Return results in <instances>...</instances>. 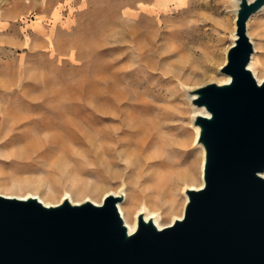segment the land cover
<instances>
[{
	"label": "rangeland",
	"instance_id": "374dc122",
	"mask_svg": "<svg viewBox=\"0 0 264 264\" xmlns=\"http://www.w3.org/2000/svg\"><path fill=\"white\" fill-rule=\"evenodd\" d=\"M236 5L235 0H187L159 12H126L103 0L58 34L48 51L22 54L0 44V60L13 62L17 81L29 82L24 90L30 96L45 86L59 90L64 104L61 127L24 123L16 131L26 141L0 146L3 158L14 159L19 169L11 175L5 168L10 173L0 176V190L5 182L8 188L20 182L36 197L47 199L51 192L58 200L65 190L80 198L82 188L89 192L85 197L103 199L108 189L122 195L120 204L125 192L134 194L131 176L112 163L128 146L139 144L142 150L135 156L168 153L181 161L174 169L181 178L174 206L183 213L182 184L202 181L204 162V149L194 142L195 106L189 95L224 79L219 68L233 42ZM247 24L251 57L264 61V9ZM47 101L55 103L52 96ZM44 115V109L32 112L37 119ZM133 158V153L123 154L119 161L123 165ZM165 217V222L173 218Z\"/></svg>",
	"mask_w": 264,
	"mask_h": 264
},
{
	"label": "water",
	"instance_id": "95a60500",
	"mask_svg": "<svg viewBox=\"0 0 264 264\" xmlns=\"http://www.w3.org/2000/svg\"><path fill=\"white\" fill-rule=\"evenodd\" d=\"M235 38L219 71L228 82L191 91L202 186L186 188L183 214L159 228L138 213L129 232L107 194L100 204L68 197L0 194V264H264V80L247 68L249 18L264 0H237Z\"/></svg>",
	"mask_w": 264,
	"mask_h": 264
},
{
	"label": "bare ground",
	"instance_id": "6f19581e",
	"mask_svg": "<svg viewBox=\"0 0 264 264\" xmlns=\"http://www.w3.org/2000/svg\"><path fill=\"white\" fill-rule=\"evenodd\" d=\"M237 3V0H235ZM167 8V7H164ZM236 9V8H235ZM264 9L261 8L260 10ZM259 10V11H260ZM258 11V12H259ZM257 13V12H256ZM255 15V14H253ZM249 28V24H247ZM235 33L232 32V39H234ZM254 54L250 62L247 65L256 80L261 83L264 80V61L260 57H256ZM27 78V77H25ZM17 81V75L13 69V62H3L0 60V146L7 147V145L15 144L20 141H26L27 136H22L16 129L23 125L24 123H32L38 125L41 129L54 130L55 128L61 127V115L64 108L63 96L59 90H53L48 87L42 86L39 88V93L36 96H30L28 91L24 90V87L29 85L28 81H22V84ZM229 77L225 76L224 79L219 80L218 83L228 82ZM29 88H27L28 90ZM52 96L54 104L50 105L47 101V97ZM195 96L190 94L189 99H193ZM44 109L45 115L37 119L32 116V112L36 110ZM195 117L198 114H204L203 108H194ZM194 142L195 146L201 149L199 143H197V136L199 129L194 126ZM33 140H31L32 146ZM142 147L139 144H134V147L127 149L116 155L117 161H114L112 165L123 166L124 169L129 170L131 180V188L134 194L129 195L125 191V200L117 204L121 217L124 220L126 227L129 232H133L136 227L137 215L143 212L145 219L152 218L154 223L162 228L164 226L170 225L175 218H180L182 216V211L175 210V195L176 190L180 184V175L178 172H174L177 165L181 163L175 157L170 156L168 153L165 154H153L147 157L135 156L137 151H141ZM133 153V160H129L126 164L121 165L120 159H122L123 154ZM8 167L12 170L11 175L18 172L19 169L15 166L14 159L9 157L3 158L0 154V176L7 172L5 169ZM203 159L200 162V172H202ZM153 169L152 173H147V170ZM202 178V173H200ZM6 180L8 178L4 177ZM5 180V181H6ZM187 180V179H186ZM147 182V184H145ZM11 184L8 188V184L5 182L4 185L1 184L2 189L0 194L4 196H17L19 198H26L28 196H36V194L27 192V185L21 184ZM203 182L200 181L198 184L183 182L182 188L183 193L186 188H198L202 186ZM12 187H16L18 191L14 192ZM86 193H89L87 189H78L77 194L82 197L76 198L72 193L68 191H63L62 198L56 200L53 195L48 193L47 199L38 196V199L45 205L58 204L62 199L68 197L73 203H80L85 200H91L95 204H100L102 198H92L85 197ZM136 193V194H135ZM114 194L118 195L116 190H106L105 195ZM185 194V193H184ZM77 196V195H76ZM186 196V195H185ZM84 198V200H82ZM187 196L184 197L186 202ZM82 200V201H81ZM167 215L173 218L169 222H165Z\"/></svg>",
	"mask_w": 264,
	"mask_h": 264
},
{
	"label": "crops",
	"instance_id": "0c3cea01",
	"mask_svg": "<svg viewBox=\"0 0 264 264\" xmlns=\"http://www.w3.org/2000/svg\"><path fill=\"white\" fill-rule=\"evenodd\" d=\"M103 0H0V44L17 52L48 51L56 36L66 33L81 13L95 10ZM126 12H159L187 0H107ZM27 50V51H26Z\"/></svg>",
	"mask_w": 264,
	"mask_h": 264
}]
</instances>
